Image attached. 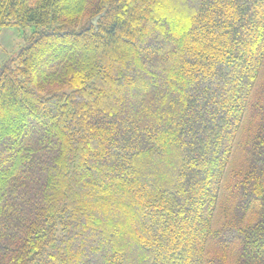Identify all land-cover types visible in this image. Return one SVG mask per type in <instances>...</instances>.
Returning a JSON list of instances; mask_svg holds the SVG:
<instances>
[{"label": "trees", "instance_id": "obj_1", "mask_svg": "<svg viewBox=\"0 0 264 264\" xmlns=\"http://www.w3.org/2000/svg\"><path fill=\"white\" fill-rule=\"evenodd\" d=\"M27 25L0 264H264V0H0Z\"/></svg>", "mask_w": 264, "mask_h": 264}, {"label": "rangeland", "instance_id": "obj_2", "mask_svg": "<svg viewBox=\"0 0 264 264\" xmlns=\"http://www.w3.org/2000/svg\"><path fill=\"white\" fill-rule=\"evenodd\" d=\"M31 31L32 25L0 27V64L10 56H14L26 43V38Z\"/></svg>", "mask_w": 264, "mask_h": 264}, {"label": "water", "instance_id": "obj_3", "mask_svg": "<svg viewBox=\"0 0 264 264\" xmlns=\"http://www.w3.org/2000/svg\"><path fill=\"white\" fill-rule=\"evenodd\" d=\"M97 18H98V16H96V17L92 20V23H93V24H95Z\"/></svg>", "mask_w": 264, "mask_h": 264}]
</instances>
